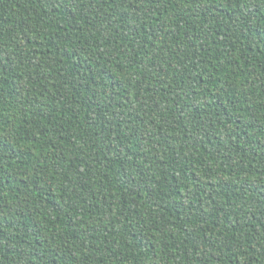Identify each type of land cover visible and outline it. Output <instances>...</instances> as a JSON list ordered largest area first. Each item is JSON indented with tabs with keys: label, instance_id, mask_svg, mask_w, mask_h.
I'll list each match as a JSON object with an SVG mask.
<instances>
[{
	"label": "trees",
	"instance_id": "16d2710c",
	"mask_svg": "<svg viewBox=\"0 0 264 264\" xmlns=\"http://www.w3.org/2000/svg\"><path fill=\"white\" fill-rule=\"evenodd\" d=\"M0 264H264V0H0Z\"/></svg>",
	"mask_w": 264,
	"mask_h": 264
}]
</instances>
